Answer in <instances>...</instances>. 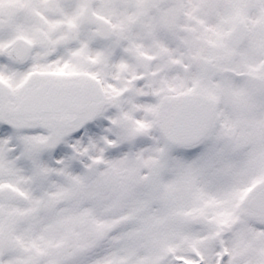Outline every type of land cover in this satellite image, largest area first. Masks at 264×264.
Listing matches in <instances>:
<instances>
[{"label": "snow or ice", "instance_id": "6c2138e0", "mask_svg": "<svg viewBox=\"0 0 264 264\" xmlns=\"http://www.w3.org/2000/svg\"><path fill=\"white\" fill-rule=\"evenodd\" d=\"M0 264H264V0H0Z\"/></svg>", "mask_w": 264, "mask_h": 264}, {"label": "rangeland", "instance_id": "374dc122", "mask_svg": "<svg viewBox=\"0 0 264 264\" xmlns=\"http://www.w3.org/2000/svg\"><path fill=\"white\" fill-rule=\"evenodd\" d=\"M225 69H226V71L228 70V66L227 65L225 66Z\"/></svg>", "mask_w": 264, "mask_h": 264}]
</instances>
